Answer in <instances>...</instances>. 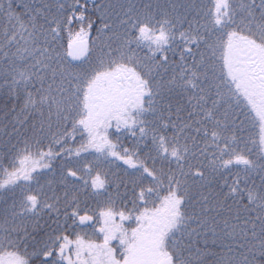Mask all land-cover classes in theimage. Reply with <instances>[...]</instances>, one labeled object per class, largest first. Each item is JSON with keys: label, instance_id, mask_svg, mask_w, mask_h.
Returning a JSON list of instances; mask_svg holds the SVG:
<instances>
[{"label": "snow or ice", "instance_id": "snow-or-ice-1", "mask_svg": "<svg viewBox=\"0 0 264 264\" xmlns=\"http://www.w3.org/2000/svg\"><path fill=\"white\" fill-rule=\"evenodd\" d=\"M208 257L264 264V0H0V264Z\"/></svg>", "mask_w": 264, "mask_h": 264}, {"label": "trees", "instance_id": "trees-1", "mask_svg": "<svg viewBox=\"0 0 264 264\" xmlns=\"http://www.w3.org/2000/svg\"><path fill=\"white\" fill-rule=\"evenodd\" d=\"M79 27H80V25L78 23H76V24L73 25L74 30H78ZM90 35L93 38L95 37L96 33H95V30L94 29L91 31ZM64 42H65V45H66V43H67V34L66 33H65V40H64ZM257 183H258V178H257ZM207 264H214V258L213 257H208L207 258Z\"/></svg>", "mask_w": 264, "mask_h": 264}, {"label": "rangeland", "instance_id": "rangeland-1", "mask_svg": "<svg viewBox=\"0 0 264 264\" xmlns=\"http://www.w3.org/2000/svg\"><path fill=\"white\" fill-rule=\"evenodd\" d=\"M102 239V238H101Z\"/></svg>", "mask_w": 264, "mask_h": 264}]
</instances>
